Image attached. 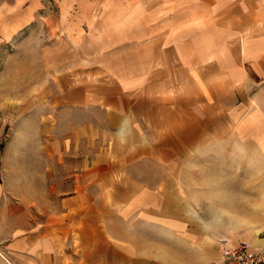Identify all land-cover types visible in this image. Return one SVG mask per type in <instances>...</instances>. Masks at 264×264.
<instances>
[{
    "label": "crops",
    "instance_id": "crops-1",
    "mask_svg": "<svg viewBox=\"0 0 264 264\" xmlns=\"http://www.w3.org/2000/svg\"><path fill=\"white\" fill-rule=\"evenodd\" d=\"M12 17L0 39L37 18L44 67L0 94V264L264 250V0H30Z\"/></svg>",
    "mask_w": 264,
    "mask_h": 264
},
{
    "label": "rangeland",
    "instance_id": "rangeland-1",
    "mask_svg": "<svg viewBox=\"0 0 264 264\" xmlns=\"http://www.w3.org/2000/svg\"><path fill=\"white\" fill-rule=\"evenodd\" d=\"M28 2H30V0H0V18L4 15H6L7 18L10 16L13 18V12H17L18 10L25 8ZM16 19L18 18L16 17ZM36 19L37 18H32L28 21V23L17 29L13 36H11L12 39L9 41L5 42L2 41V38L0 39V94L4 91L3 88L8 87L5 86L8 85V81L5 79L6 75H15L16 79L14 83H19L17 79L19 74H26L28 77L31 76V78H34L37 73L40 74L42 68L44 67L39 63L40 59L38 58V54L36 52L37 47L39 46L37 43V35L40 33V28L38 25L36 26L37 23H35ZM61 49H63L62 51L64 53L65 49ZM56 67L57 66H55V68ZM65 67V65L60 66V70ZM45 68L46 70H50L51 66L47 65ZM3 101L4 98L0 95L1 105ZM0 114L2 115L1 111ZM4 141V139L0 141V170L2 163H4V156H2V152L4 150L2 143H4ZM11 151V153H14L13 150Z\"/></svg>",
    "mask_w": 264,
    "mask_h": 264
},
{
    "label": "built area",
    "instance_id": "built-area-1",
    "mask_svg": "<svg viewBox=\"0 0 264 264\" xmlns=\"http://www.w3.org/2000/svg\"><path fill=\"white\" fill-rule=\"evenodd\" d=\"M221 264H264V250L252 252L245 244L227 248L222 253Z\"/></svg>",
    "mask_w": 264,
    "mask_h": 264
}]
</instances>
